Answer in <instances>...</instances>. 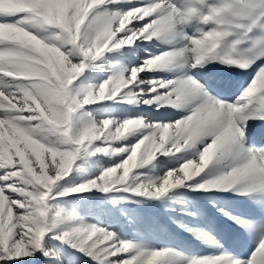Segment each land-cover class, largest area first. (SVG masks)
I'll return each instance as SVG.
<instances>
[{
	"label": "snow or ice",
	"instance_id": "6c2138e0",
	"mask_svg": "<svg viewBox=\"0 0 264 264\" xmlns=\"http://www.w3.org/2000/svg\"><path fill=\"white\" fill-rule=\"evenodd\" d=\"M0 264H264V0H0Z\"/></svg>",
	"mask_w": 264,
	"mask_h": 264
},
{
	"label": "rangeland",
	"instance_id": "374dc122",
	"mask_svg": "<svg viewBox=\"0 0 264 264\" xmlns=\"http://www.w3.org/2000/svg\"><path fill=\"white\" fill-rule=\"evenodd\" d=\"M174 111H175V110H174ZM139 231H141V232H145L146 229H145L144 227H141V228L139 229ZM125 233H126V235L128 236V238H135L136 230L126 228V229H125ZM147 234L149 235V238H150V239H156V237L153 236V234H152L151 232H148ZM158 235H159V242H161V240H160V239H161V236L163 237L164 240L167 239V237L164 236L163 234H158ZM185 240H187L188 244L193 245V250H196V251H206V249H204L203 247H201V248H200V247L195 248V246H194V242L191 241L190 238H186L185 236H180L178 242H183V241H185ZM190 241H191V243H189ZM199 248H200V249H199Z\"/></svg>",
	"mask_w": 264,
	"mask_h": 264
}]
</instances>
